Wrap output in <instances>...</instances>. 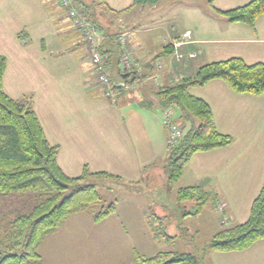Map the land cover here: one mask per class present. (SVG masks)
Masks as SVG:
<instances>
[{"label": "crops", "instance_id": "crops-1", "mask_svg": "<svg viewBox=\"0 0 264 264\" xmlns=\"http://www.w3.org/2000/svg\"><path fill=\"white\" fill-rule=\"evenodd\" d=\"M176 1L132 6L133 0H104L121 11L128 45L140 63V69L127 72V82L113 81L124 90L109 101L94 85L84 40L53 0H0L3 90L14 100L31 97L48 143L59 146L57 163L65 175L78 177L86 164L90 172H107L122 182L154 181L166 162L168 133L154 92L208 63L238 57L264 64V14L250 27L216 13L252 0H214L211 7L207 0H186L175 9ZM187 31L189 41L179 50L196 56L176 63L174 49L164 52L165 42ZM190 94L209 105L216 130L233 142L194 154L183 170V187L199 185L227 201L231 225L242 224L264 184V93L237 94L214 79ZM174 109L176 120L180 111ZM207 262L264 264V239L242 252H209Z\"/></svg>", "mask_w": 264, "mask_h": 264}, {"label": "trees", "instance_id": "trees-1", "mask_svg": "<svg viewBox=\"0 0 264 264\" xmlns=\"http://www.w3.org/2000/svg\"><path fill=\"white\" fill-rule=\"evenodd\" d=\"M157 1L133 0V4L151 5ZM213 1L207 0V4L211 7ZM94 4L95 7L110 10L104 0H94L92 8L91 5L81 4L89 19L96 23ZM216 13L225 17L228 23H243L252 27L264 14V0H252L232 10ZM164 49L167 53L172 51L170 46ZM100 50L106 57L109 79L125 78L127 82V73L121 74L118 68L121 49L114 36L101 44ZM5 68L6 58L0 56V195L33 192L43 198L28 213L18 214L11 220L9 244L0 249V264H38V248L48 235L55 233L69 217L100 204L96 185L88 180H122L107 172L92 173L87 165L83 166L78 177L65 175L57 163L59 146L48 143L32 107L31 97L14 100L4 92L2 79ZM214 79L223 80L234 93L261 95L264 93V64H246L238 57L208 63L200 66L194 75L182 77L154 92L155 109L162 112V118L164 111L176 108L180 115L175 123L180 121L188 125L176 144H167L166 181L169 186L180 179L194 154L224 148L233 142L232 137L216 130L209 105L190 94L191 88L203 87ZM210 197L211 194L199 185L176 191L178 204H190L184 216L200 214ZM115 206L114 203L101 206L93 215V222L98 223L113 214ZM162 234L167 240L172 238L165 230ZM263 239L264 184L252 202L248 219L214 235L207 251L242 252ZM132 264L202 263L190 253L160 251L150 257L136 255Z\"/></svg>", "mask_w": 264, "mask_h": 264}, {"label": "rangeland", "instance_id": "rangeland-1", "mask_svg": "<svg viewBox=\"0 0 264 264\" xmlns=\"http://www.w3.org/2000/svg\"><path fill=\"white\" fill-rule=\"evenodd\" d=\"M85 1L89 2V0ZM92 1L91 4L87 3V5H91V8L94 3V0ZM53 2L62 9L63 16L70 20L73 30L78 37L84 40V43L90 35L94 38L95 44H103L114 36L121 49L120 55L126 53L127 63H129V66H124L119 59L118 68L121 74L128 72L127 67H129L130 73L140 69L135 51L128 45L130 32L123 27L121 11L115 12L107 5L110 11H106L104 7H95L94 4L95 8L93 9L97 18L95 23L89 19L83 6L77 0H70L68 5H64L62 0H53ZM176 2L175 9L186 0H177ZM132 6L138 5L132 4ZM70 8H75L78 11L76 18L80 20V23L76 22V18L68 17ZM176 41H182V36L165 43L166 46L175 49L172 44ZM84 49L94 76V85L102 90V94L106 98L105 91L110 89L97 84L86 44H84ZM174 52L171 59L176 63H182L186 58L189 59V57L183 56L178 60ZM176 52L184 53L180 50ZM99 53L103 54L100 48ZM195 56L196 54H194ZM158 66L161 68L162 64L158 63ZM104 67L108 76L106 61ZM108 83L113 84V81L109 79ZM99 88H95L97 94L101 93ZM117 90L119 91L117 92ZM117 90L112 89L111 96H120L124 88ZM106 99L111 101L110 98ZM173 109L169 108L164 113L169 115L170 122L175 123L173 120L175 109ZM60 118L62 119V117ZM179 122L176 121L175 125L181 128L183 135L188 125ZM165 127L167 128L166 125ZM168 137L169 133H167V139ZM161 165L160 173L157 172L154 175V181L149 183L146 180L139 183H127L89 179L88 182H94L96 185L101 199L100 204L69 217L55 233L48 235L38 248L40 255L38 264H132L136 255L150 257L160 251L190 253L202 264H209L207 262L208 253L217 252L207 251L210 239L218 232L234 226L231 225L229 219V205L227 201L216 199L214 193L205 189L211 194V197L201 213L184 216L183 214L188 212L190 204H178L176 191L180 187L183 188L186 179L181 176L175 184L169 186L166 181L167 163ZM42 198L41 194L33 192L0 195V249L6 248L9 244L11 220L18 214L28 213ZM110 203L116 205V211L98 223L93 222V215L100 207ZM218 223L219 227H215ZM163 230L172 238L167 240L162 234Z\"/></svg>", "mask_w": 264, "mask_h": 264}, {"label": "built area", "instance_id": "built-area-1", "mask_svg": "<svg viewBox=\"0 0 264 264\" xmlns=\"http://www.w3.org/2000/svg\"><path fill=\"white\" fill-rule=\"evenodd\" d=\"M63 4L64 5H68L70 3V0H62ZM78 15V11L75 9V8H70L69 10V14H68V17L70 18H76V16ZM80 20L76 18V22L80 23L79 22ZM81 25V24H80ZM93 30V29H92ZM190 38V32H186L182 35V41H176L172 44V47L175 48V52H174V55L176 56V58L178 60L182 59L183 56H187L189 58H193L194 57V54L192 53H181L179 54L178 51L179 48L188 43V39ZM85 44H86V49H87V52H88V55H89V59H90V63L93 67V70L96 74V82L98 85L100 86H105V88H109L110 90H106L105 93H106V98H110V99H113L114 96H111L112 94V89H113V85L114 83L110 84L108 83L109 82V79H108V76L106 75V72H105V67H104V64H105V61H106V57L102 54L99 53V48L101 46V43L99 44H95V41H94V38L90 35L88 36L87 40H85ZM120 60L122 61L121 63L125 66H129V63H127V55L126 53L120 55ZM104 67V68H103ZM129 67H127V70L128 72L130 71V69H128ZM110 84V85H109ZM115 86V85H114ZM120 88L122 89L123 88V85L122 87H118L117 86V89ZM114 100V99H113ZM112 101V100H111ZM163 122L164 124L167 126V129H168V133H169V137L167 139V144L168 145H174L176 144L180 138L183 136L182 135V130L179 126H176L175 123L173 122H170L169 121V115L168 114H165L163 113Z\"/></svg>", "mask_w": 264, "mask_h": 264}]
</instances>
